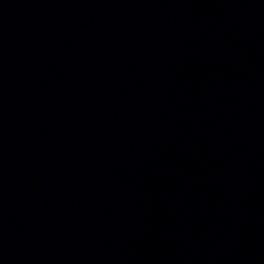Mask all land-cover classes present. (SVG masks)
Segmentation results:
<instances>
[{
  "label": "water",
  "instance_id": "water-1",
  "mask_svg": "<svg viewBox=\"0 0 264 264\" xmlns=\"http://www.w3.org/2000/svg\"><path fill=\"white\" fill-rule=\"evenodd\" d=\"M0 264H264V0H0Z\"/></svg>",
  "mask_w": 264,
  "mask_h": 264
}]
</instances>
